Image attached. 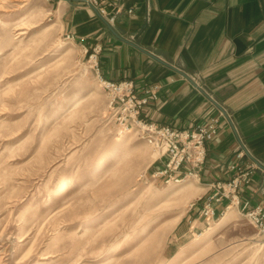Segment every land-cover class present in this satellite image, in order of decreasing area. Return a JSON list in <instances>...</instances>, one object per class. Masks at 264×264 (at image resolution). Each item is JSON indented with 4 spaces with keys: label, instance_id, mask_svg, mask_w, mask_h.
I'll return each instance as SVG.
<instances>
[{
    "label": "rangeland",
    "instance_id": "rangeland-1",
    "mask_svg": "<svg viewBox=\"0 0 264 264\" xmlns=\"http://www.w3.org/2000/svg\"><path fill=\"white\" fill-rule=\"evenodd\" d=\"M90 55L51 0H0V264H264L235 206L177 237L197 178L153 176L158 151L118 127Z\"/></svg>",
    "mask_w": 264,
    "mask_h": 264
},
{
    "label": "crops",
    "instance_id": "crops-1",
    "mask_svg": "<svg viewBox=\"0 0 264 264\" xmlns=\"http://www.w3.org/2000/svg\"><path fill=\"white\" fill-rule=\"evenodd\" d=\"M51 1L63 33L85 51L96 50L103 80L132 81L138 92L159 86L157 100L142 110L145 119L179 129L220 120L217 135L206 143L201 171L186 177L197 178L201 193L176 235L194 234L209 223L202 207L214 186L231 178V165L254 163L245 154L238 158L242 149L227 120L182 75L116 38L92 6ZM116 5L119 11L108 16L113 30L191 77L225 109L247 151L264 165V0H116ZM162 167L163 160L150 165L153 173ZM239 199L252 205L264 201V171H253ZM230 205L227 199L213 203L214 216Z\"/></svg>",
    "mask_w": 264,
    "mask_h": 264
},
{
    "label": "built area",
    "instance_id": "built-area-1",
    "mask_svg": "<svg viewBox=\"0 0 264 264\" xmlns=\"http://www.w3.org/2000/svg\"><path fill=\"white\" fill-rule=\"evenodd\" d=\"M93 6L108 22L111 10L119 11L116 0H76ZM130 13L131 10H128ZM68 37V36H67ZM94 59L93 66L108 97V108L118 127L125 132H133L138 139L158 151L163 167L153 173L155 178H161L165 183L179 184L187 175L197 176L206 158V143L218 133L220 120L212 118L204 124L193 128L179 129L169 125H161L145 119L143 108L158 98V85L144 87L140 92L135 89L132 81H106L98 72L96 50L90 55ZM244 153L239 152L238 158ZM255 164L245 165L234 163L230 170L233 175L226 182L217 183L215 192L204 206L202 215L207 219L214 216L213 203L227 199L255 227L264 246V201L256 204L242 202L239 199V189L249 184Z\"/></svg>",
    "mask_w": 264,
    "mask_h": 264
},
{
    "label": "water",
    "instance_id": "water-1",
    "mask_svg": "<svg viewBox=\"0 0 264 264\" xmlns=\"http://www.w3.org/2000/svg\"><path fill=\"white\" fill-rule=\"evenodd\" d=\"M93 10L95 12V14L99 17V19H101V21L107 26V28L109 29V31L118 39H120L121 41L135 47L136 49L140 50L141 52L145 53L146 55L150 56L151 58L155 59L156 61H158L159 63L165 65L166 67H169L171 70L179 73L180 75H182L185 79H187L194 87H196L220 112L221 114L224 116V118L227 120V122L229 123L234 135L237 138V141L240 145V148L242 149V152L256 165V167L262 171H264V165H262L260 162H258L245 148V146L243 145V143L241 142V140L239 139L235 127L229 117V115L227 114V112L225 111V109L219 104L217 103L214 99H212L200 86H198L191 77H189L187 74H185L183 71L177 69L176 67L170 65L169 63H166L164 61H162L161 59H159L158 57H156L154 54L150 53L149 51L139 47L138 45H136L135 43L119 36L111 27L110 23L103 17L101 16L98 11L96 10L95 7H93Z\"/></svg>",
    "mask_w": 264,
    "mask_h": 264
},
{
    "label": "bare ground",
    "instance_id": "bare-ground-1",
    "mask_svg": "<svg viewBox=\"0 0 264 264\" xmlns=\"http://www.w3.org/2000/svg\"><path fill=\"white\" fill-rule=\"evenodd\" d=\"M28 9V8H27ZM34 9V8H33ZM28 11V10H27ZM26 11V12H27ZM23 12V11H22ZM25 13V12H24ZM28 13V12H27ZM25 15V14H24ZM18 17V16H17ZM12 19H15V18H12ZM45 30H47L48 31V29H49V27H46V28H44ZM64 49V48H63ZM226 223H227V221H223V222H221V223H218V224H216L213 228H212V231H211V234L212 235H215V234H217V233H219L220 231H223L224 229H225V227H226Z\"/></svg>",
    "mask_w": 264,
    "mask_h": 264
}]
</instances>
